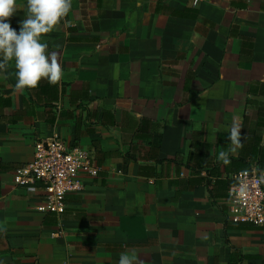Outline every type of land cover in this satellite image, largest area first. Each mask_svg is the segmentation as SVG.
<instances>
[{"label":"crops","instance_id":"0c3cea01","mask_svg":"<svg viewBox=\"0 0 264 264\" xmlns=\"http://www.w3.org/2000/svg\"><path fill=\"white\" fill-rule=\"evenodd\" d=\"M16 3L19 30L27 0ZM42 40L58 83L16 89L14 61L0 70V264H119L122 252L141 264H264V228L229 219L226 186L234 164L264 172V0H73ZM233 116L246 136L235 151ZM54 136L101 167L81 175L61 217L14 184ZM194 141L212 185L182 189L208 176L188 163Z\"/></svg>","mask_w":264,"mask_h":264},{"label":"built area","instance_id":"2783aa9c","mask_svg":"<svg viewBox=\"0 0 264 264\" xmlns=\"http://www.w3.org/2000/svg\"><path fill=\"white\" fill-rule=\"evenodd\" d=\"M101 172L96 158L86 149L70 146L60 136L42 139L35 144L31 163L14 172V184L30 194L41 193L43 204L40 212L63 216L69 195L84 190L81 175L98 178ZM264 172L252 170L235 176L227 198L228 217L233 222H244L264 228ZM247 185L241 197L239 189Z\"/></svg>","mask_w":264,"mask_h":264},{"label":"clouds","instance_id":"9594fccd","mask_svg":"<svg viewBox=\"0 0 264 264\" xmlns=\"http://www.w3.org/2000/svg\"><path fill=\"white\" fill-rule=\"evenodd\" d=\"M73 0H27V17L19 22V30L12 27L11 18L16 15V0H0V70L14 61L16 69V89H35L42 80L49 84L58 83L64 76L56 52L48 51V43L42 36L52 32L71 12ZM228 130V140L234 146L243 147L241 129L235 123ZM215 129L210 135H214ZM217 159L224 165L231 163L230 152L220 151ZM264 179V177H262ZM241 197L247 193V185L239 189ZM6 231L4 222H0V232ZM119 264H141L135 252H122Z\"/></svg>","mask_w":264,"mask_h":264},{"label":"trees","instance_id":"16d2710c","mask_svg":"<svg viewBox=\"0 0 264 264\" xmlns=\"http://www.w3.org/2000/svg\"><path fill=\"white\" fill-rule=\"evenodd\" d=\"M192 147L194 148V152L190 153L188 155V163H192L193 164V170L194 172H196L197 175H201L203 172L207 173V177L205 178H199L197 180L194 181H186L184 179H180L179 181V185L182 187V189L189 185H194V184H205L207 187L212 185L211 180L209 179V177L212 176V173L214 171H212V166L210 165L212 163L211 159L208 157V155L205 154V150L207 149L206 146H204L203 144L199 143V142H195L192 144ZM183 159L181 157H177L173 162L176 163L177 166H180L182 163ZM210 165V166H209ZM178 169V174H179V167H177ZM252 171L251 166L247 165L246 163H242L241 165H233V179L230 182L226 183L227 186V192L229 193L230 189L235 186L237 184V181L235 180V176L238 175L239 173L242 172H250ZM155 174H152L150 177H154ZM231 177V176H230ZM230 186V187H228ZM181 189V188H180ZM178 196L181 195V192H177ZM228 193H227V198H228ZM211 196H212V190H211Z\"/></svg>","mask_w":264,"mask_h":264}]
</instances>
